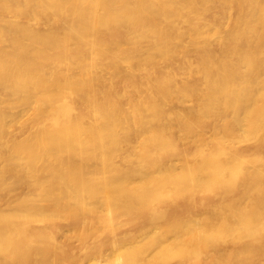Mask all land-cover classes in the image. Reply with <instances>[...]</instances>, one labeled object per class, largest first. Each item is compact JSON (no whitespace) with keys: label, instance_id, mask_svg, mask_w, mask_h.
<instances>
[{"label":"bare ground","instance_id":"1","mask_svg":"<svg viewBox=\"0 0 264 264\" xmlns=\"http://www.w3.org/2000/svg\"><path fill=\"white\" fill-rule=\"evenodd\" d=\"M0 264H264V0H0Z\"/></svg>","mask_w":264,"mask_h":264},{"label":"rangeland","instance_id":"2","mask_svg":"<svg viewBox=\"0 0 264 264\" xmlns=\"http://www.w3.org/2000/svg\"><path fill=\"white\" fill-rule=\"evenodd\" d=\"M214 38V37H213ZM212 38V39H213ZM213 41V40H212ZM239 46L241 47V48H247L246 47V45L245 44H243L241 41H240V44H239ZM254 73H252V75H253ZM12 112H14V113H18L19 112V110L17 109V108H12V110H11ZM222 193H220V195H219V193L218 194H215V195H217V196H215V195H213L214 197H210V198H205V199H203V201L201 202L202 203V205L204 204V205H207V204H205V203H208V204H210L211 202L213 203V202H215V201H217L218 199H221V198H228V197H230V194H231V192L230 193H228V192H226L225 194H222L224 197H222V195H221ZM226 196V197H225ZM217 197V198H216ZM221 197V198H220ZM206 199H208V201H206ZM214 199H216V200H214ZM210 201V202H209ZM205 202V203H204ZM185 205H187L188 206V204H185ZM185 205H178L177 207H173V210H175V211H180V210H186L185 209ZM183 208H182V207ZM178 208H180V209H178ZM166 216V213H165V211H161L160 212V214H158V219L161 221V219H163L164 217Z\"/></svg>","mask_w":264,"mask_h":264}]
</instances>
